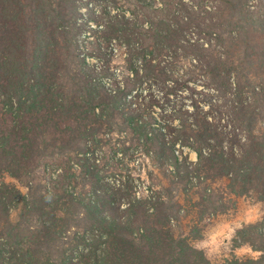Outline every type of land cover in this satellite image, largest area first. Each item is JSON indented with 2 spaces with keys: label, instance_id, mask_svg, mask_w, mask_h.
<instances>
[{
  "label": "trees",
  "instance_id": "obj_1",
  "mask_svg": "<svg viewBox=\"0 0 264 264\" xmlns=\"http://www.w3.org/2000/svg\"><path fill=\"white\" fill-rule=\"evenodd\" d=\"M248 2L217 0L214 6L199 7L183 0H107L108 17L98 31L125 55L122 61L126 85L117 81L112 87L101 84L102 75L84 63L78 52L72 0H0V110L14 120L20 115L43 112L47 122L64 120L62 132L69 134L61 143L38 146L35 132H31L26 144L15 145L10 143V133L16 128L12 122L10 131L0 136V264H72L68 253L79 245L91 250L88 257L79 255L81 264L210 262L203 251H197L201 258L198 261L185 253L195 237L170 236L169 222L179 210L171 196L154 202L152 196L128 199L133 193L129 189L123 193L128 199L126 219L110 220L91 199L84 201L60 187L53 194L39 182L32 187L30 175L21 185L16 173L23 176L33 172L42 157L69 154L75 147L84 149L88 135L114 130L116 125L119 136L130 133L123 137L125 142L145 151L143 166L153 160L165 164L162 156L167 158V166L176 168V174L177 168L190 169L185 160H179L177 154L181 153L175 149L176 142L188 145L190 138L194 145L188 146L198 158L197 171H209L219 162L217 170L211 167L213 177L219 175L218 181L237 196L244 195L247 188L260 186L264 181V6L254 12ZM185 63L188 66L181 72L196 69L203 89L189 86L193 79L173 78ZM147 83H152L159 95L153 87L143 97L151 96L158 107L163 108L165 103L171 109L170 120L141 116L135 122L130 106L123 107L128 97L141 98L144 89L138 88ZM180 87L202 96L191 103V111L185 108L189 105L173 101V97L180 96ZM204 88L214 91L216 97L227 94L235 98L237 106H233L236 110L232 115L249 142L240 157L223 156V135L213 121L207 120L200 105L209 96ZM247 95L252 97L251 102L245 99ZM209 106L216 108L211 101ZM119 112L120 122L115 117ZM173 120L177 121V134L168 142L154 125L164 128ZM40 127L33 125L38 130ZM211 142V154H204L203 147H209ZM25 159L34 161L20 164ZM167 166L162 172L170 182ZM200 173L198 176L206 180ZM5 177L11 181H5ZM181 191L188 192L185 188ZM147 204H155V211L148 212ZM203 204L199 212H187L191 226L200 224L203 229L209 224L203 219L208 218V208L214 204L211 201L207 208ZM187 205L193 206L194 201ZM245 227L248 231L240 234L243 243L234 241L233 245L247 246L254 256L240 258L230 249L222 264H264V228L258 222ZM72 228H79L81 233L66 238ZM155 251L162 252L160 258Z\"/></svg>",
  "mask_w": 264,
  "mask_h": 264
},
{
  "label": "rangeland",
  "instance_id": "obj_2",
  "mask_svg": "<svg viewBox=\"0 0 264 264\" xmlns=\"http://www.w3.org/2000/svg\"><path fill=\"white\" fill-rule=\"evenodd\" d=\"M72 1L76 8L77 30L75 42L84 63L97 69V72L100 73L98 76L102 75L100 78L102 85L113 87L117 81L126 85L123 77L125 66L122 61L125 55L122 53V49L116 46L114 42L109 44L107 40H104L103 33L98 31L102 27V21L104 22L108 17L105 13V7L107 10L109 3H107V0ZM183 1L188 4L193 1L199 7L217 4V0ZM248 5L251 11L257 12L259 7L264 6V0H249ZM113 12L115 11H110V13ZM187 66L185 63L173 78L177 76L181 80L193 79V82L188 83L189 86L195 87L196 90L203 89L202 77L198 75L196 69L189 67L187 69H191L190 71L181 72ZM153 87L152 83L142 85L138 88V91L144 89L141 92L142 97H128L129 102L123 105L125 108L130 106L129 108L132 110L131 113L135 122L141 116H150L161 121L170 120V116H172L170 113L171 109L166 107L165 103H162L163 108L158 107L151 96L143 97L146 93H150ZM204 89L209 93V96L205 97L204 101H200V105L206 113L207 120L213 121L218 132L223 135L221 142L223 156L228 158L240 157L247 150L249 142L244 137L239 122L232 115V112L236 110L233 106H237L235 98H229L227 94L225 97H216L214 91L208 88ZM178 93L180 96H171V99L173 97V101L177 105H189L185 106V108L190 111L192 110L190 107L191 103L194 100L197 102L202 97L200 93L198 94L196 91L193 92L182 87L178 89ZM155 94L159 95L156 88ZM2 95L0 93V98L3 97ZM248 96L245 99L251 102L252 97ZM209 101L216 104V108L210 107ZM159 103H161V99ZM120 115L121 112L116 114V121L120 119ZM188 118L191 119V117ZM12 122L16 128L10 133V143L15 145L26 144L25 141L30 137L31 132H35L34 137H36L35 140L38 146H46L50 142L58 144L69 136L68 133L62 132L66 125L64 120H60L57 124L47 122L43 112L20 115L14 120L10 114H3L2 109L0 110V136L4 135L6 131H10ZM35 123L41 126L39 130L33 128ZM262 123H264V119H262ZM154 126L166 135L168 142L177 134L174 129L178 127L176 120H173L164 128H161L160 125ZM113 128L114 130L111 131L100 130L93 135H88L90 138L85 141L87 145L84 149L80 150L75 147L73 152L71 151L69 154L67 152L54 158H40V162L33 168V172L27 171L23 176L18 172L16 173V180L21 181V185H24L27 181V176L30 175L32 177V187H35V184L39 182L53 194L60 188H66L69 193L73 191L74 195L83 198L84 201L89 199L94 201L110 217V220L116 217H120L122 220L126 219L125 208L127 207V200L131 197L149 199L152 196V201H155L158 198H169L171 196L173 201L178 202L179 210L172 216L167 229L171 232V237L175 235L185 236L187 239L195 237L194 239L196 240L193 239L195 242H193L192 247L185 249V253L193 260L197 259L198 261L201 259L197 252L198 250L203 251L205 257L210 260V262L207 261L206 263L201 261L200 264H222L223 257L227 252H231L230 249L234 250L233 254L240 258L254 256L247 246L241 244L234 247L233 242L243 243L240 234L243 231H248V227H245L247 224L258 222L259 227L264 228V181L261 182L260 186H256L255 189L247 188L244 195H233L230 192V187H224V184L218 181L221 179L219 175L213 177L214 174L212 172L217 170L216 167L219 166V162H216L214 166L211 165L214 170L209 165L206 166L210 167L209 171L206 170L200 173L201 171L196 170L195 164L198 158L193 148L188 146L189 144L194 145L193 140L190 138L187 139L188 145H183L179 141L175 143V149L181 153L177 154L179 160H185L190 169L185 171L183 168H177L179 173L176 174V168L174 169L172 164L167 166L168 160L162 156L161 158L166 161L165 164L153 160L143 166L142 161L146 158L145 151L140 147L136 148L130 145L129 142H125L123 137H129L130 133L126 131V133H122L119 136L116 133L118 132L117 126L114 125ZM72 136H74L73 133ZM123 144L129 148L125 149ZM213 147L214 144L211 142L209 147H203V153L210 155ZM16 158L18 159L19 155ZM29 160L34 161V159H25L21 160L20 164ZM26 165H31V163ZM165 166L171 172L167 176L170 182L163 176L162 171ZM198 173L201 176L204 175L207 179L199 177ZM227 176L230 177L231 174ZM170 177H172L173 182ZM8 180L11 181L10 178L5 177V181ZM55 185L57 188L54 187ZM183 188L188 192L183 193L181 191ZM235 188L238 187L235 186ZM129 189L133 193H129L127 199L126 196H123V193H128ZM106 194L108 195L106 196ZM96 195L99 196L97 199L95 198ZM193 201L194 205L189 207L187 204L193 203ZM211 201L214 206L208 208L207 214L209 216L208 218L204 217L205 220L203 219V223L209 224H206L207 226L203 229L200 224L191 226L187 212L195 211L196 213L197 210L199 212L203 203V208H207ZM146 207L147 211L150 212L151 210L155 211L156 205L153 204L150 207L147 204ZM214 207L215 210L213 211ZM215 211L218 212L217 215L214 214ZM79 233H81L79 228H72L67 232L66 238H71L72 235ZM85 233L88 234V231ZM89 237L86 236V239ZM158 238L161 240L165 239V237ZM90 252L91 250H88L87 246L79 245L76 249L67 253L70 263L81 264L82 258L80 259L79 255L85 258L90 256ZM95 253L99 254L100 250ZM161 254V251L154 252V255L159 258Z\"/></svg>",
  "mask_w": 264,
  "mask_h": 264
}]
</instances>
